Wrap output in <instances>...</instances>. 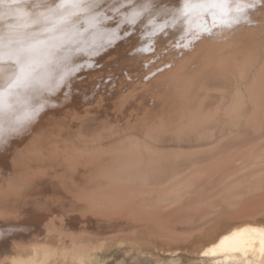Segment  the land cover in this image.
Wrapping results in <instances>:
<instances>
[{
	"label": "bare ground",
	"instance_id": "1",
	"mask_svg": "<svg viewBox=\"0 0 264 264\" xmlns=\"http://www.w3.org/2000/svg\"><path fill=\"white\" fill-rule=\"evenodd\" d=\"M3 53L0 264H264V0H0Z\"/></svg>",
	"mask_w": 264,
	"mask_h": 264
},
{
	"label": "snow or ice",
	"instance_id": "2",
	"mask_svg": "<svg viewBox=\"0 0 264 264\" xmlns=\"http://www.w3.org/2000/svg\"><path fill=\"white\" fill-rule=\"evenodd\" d=\"M13 58L12 55L10 53H3V54H0V60H3L4 58ZM16 63L19 65V70H18V73H17V80L20 78L21 75H23L25 69H24V66L23 64H20L19 62V59L16 58Z\"/></svg>",
	"mask_w": 264,
	"mask_h": 264
}]
</instances>
